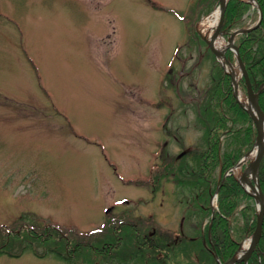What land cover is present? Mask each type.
Returning a JSON list of instances; mask_svg holds the SVG:
<instances>
[{"label":"rangeland","instance_id":"obj_1","mask_svg":"<svg viewBox=\"0 0 264 264\" xmlns=\"http://www.w3.org/2000/svg\"><path fill=\"white\" fill-rule=\"evenodd\" d=\"M218 5L0 0V264H224L237 252L211 247L213 196L227 171L247 170L235 164L255 144L252 120L226 122L220 152L241 150L226 170L201 175L196 155L216 103L234 118L227 85L248 100L234 52L222 66L200 31ZM235 14L226 45L259 12L249 2Z\"/></svg>","mask_w":264,"mask_h":264},{"label":"trees","instance_id":"obj_2","mask_svg":"<svg viewBox=\"0 0 264 264\" xmlns=\"http://www.w3.org/2000/svg\"><path fill=\"white\" fill-rule=\"evenodd\" d=\"M262 12V19L258 27L237 36L236 45L238 47L239 55L244 63L246 72L254 90H257L261 84L264 83V0H256ZM249 3L241 0H229L226 6L224 21L222 27L229 28L231 17H235L237 11L242 12L248 7ZM241 84L244 83L241 79ZM223 101L227 111L234 114V118H226L222 115L219 103H216L215 108L218 111L215 116L214 124L207 130L206 142L207 147L201 152H197L198 167L201 175H207L214 171V169L226 170L234 164L240 155V149L232 147L229 152H220L219 136L223 133L229 134L232 132L230 127H227L228 119L232 123L238 120L250 121L249 115L243 110L231 93V88L227 85V91L223 96ZM259 106L264 113V87L258 96ZM253 129L250 125L246 128V137L244 143L247 146L251 145V133ZM219 133V134H218ZM260 185L264 192V153L259 165ZM218 209L213 217L212 226L210 229L211 247L222 259L229 258L237 249L242 237L251 234L255 227L254 219L252 222L249 216L252 215L254 209L249 207V204L254 203L252 196L244 192L242 186L235 179L232 174L226 176L218 190ZM244 205L239 209L242 218L246 221L241 228H233L231 225V218L238 211L239 206ZM241 208V207H240ZM254 214V213H253ZM236 237L233 238L232 234ZM39 239V235L35 236ZM103 252L104 250L98 249ZM98 252V253H100ZM4 251H0V254ZM259 253H261V258ZM259 255V257H258ZM264 260V218L262 222V230L259 242L256 249L249 257L247 264H260ZM243 264V262L237 263Z\"/></svg>","mask_w":264,"mask_h":264},{"label":"water","instance_id":"obj_3","mask_svg":"<svg viewBox=\"0 0 264 264\" xmlns=\"http://www.w3.org/2000/svg\"><path fill=\"white\" fill-rule=\"evenodd\" d=\"M258 9L259 12V16H258V20L257 22L251 26L250 28H246V29H239L233 33H231L228 37V44L227 46L223 49V50H215L213 48V41L214 39L220 35V28L223 22V18H224V12H225V7L227 4V0L222 1L219 0V11H220V15H219V20L217 23V26L215 28L214 33L212 34V37L210 40H207L206 38L203 37V39L206 41V43L208 44V46L210 47V49L214 52L215 55L217 56H223L224 51L226 48H233L234 49V54L236 57V61L237 64L239 66L241 75L244 78L245 81V88H246V93L248 96V104L250 106L251 109H253L255 112V115H253L250 110H248L241 102L239 103L240 106L242 108H244L246 110V112L250 115L255 128H256V138H255V144L254 146L256 147V153H255V157L253 158V160L250 162L247 170H245L241 177L239 182L242 184L244 190L246 193L252 195L255 199V204H256V209H257V214H256V225H255V229L254 232L252 233L251 237L248 239V243L246 245V247L243 249V251L238 255V251L228 260L226 261L224 264H234L240 261H247V259L249 258V256L251 255V253L253 252V250L256 248V245L260 239V234H261V228H262V222H263V217H264V197L261 191V187L259 184V181L257 179L258 176V167H259V163L261 160V157L263 155L264 152V140H262V124L264 122V114L260 109V106L258 104V94L260 93V90L262 88V86L256 91H253V88L251 86V83L249 81L248 75L246 73L244 64L242 63L239 53H238V49L237 47L233 44V37L234 35L238 34V33H242V32H247L249 31L251 28H254L255 26H257L261 20L262 17V13L259 9V6L257 4V2L255 0L251 1ZM233 82V81H232ZM233 90H234V95L236 97V84L233 83ZM237 98V97H236ZM238 164V163H237ZM236 164V165H237ZM248 170L251 171V181L247 179L246 174L248 173ZM244 183H246V185L248 186V188H250L251 190H253V192H249ZM216 195V193H215Z\"/></svg>","mask_w":264,"mask_h":264},{"label":"bare ground","instance_id":"obj_4","mask_svg":"<svg viewBox=\"0 0 264 264\" xmlns=\"http://www.w3.org/2000/svg\"><path fill=\"white\" fill-rule=\"evenodd\" d=\"M222 1H225V0H222ZM219 14H220V11H219V7H217L215 10H213L211 13H209L207 16H205L202 20H201V24H200V31L201 33L203 34V36H205V38L207 40H210L211 37H212V34L214 33L215 31V28L217 26V23H218V20H219ZM213 48L215 50H223L226 46V44L223 43V39L220 37L218 38V36L214 39L213 41ZM221 59L224 58V56L220 57ZM231 73H232V78H233V82L234 83H237V74L235 73L234 70H231ZM237 97L238 99L240 100V102L248 109L250 110V112L255 115V112H253L254 110L250 108L249 104H248V101H242L241 100V97L239 94H237ZM261 132H262V140H264V122L262 124V129H261ZM255 153H256V148L252 149L250 152H248L241 160V162L243 163L244 161H252L253 158L255 157ZM262 159V157H261ZM240 165V164H239ZM238 167V166H237ZM251 173V171L248 170V174ZM246 189L249 191V192H253V190H251L250 188H248V186L246 185V183H244ZM248 243V240H246V242L241 245V248L239 250V252L237 253L238 255L243 251V249L246 247ZM231 264V263H230Z\"/></svg>","mask_w":264,"mask_h":264}]
</instances>
